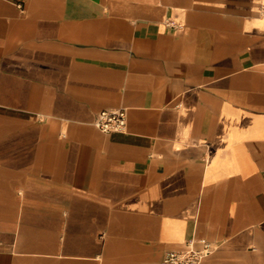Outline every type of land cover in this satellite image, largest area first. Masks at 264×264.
I'll list each match as a JSON object with an SVG mask.
<instances>
[{"label": "crops", "instance_id": "obj_1", "mask_svg": "<svg viewBox=\"0 0 264 264\" xmlns=\"http://www.w3.org/2000/svg\"><path fill=\"white\" fill-rule=\"evenodd\" d=\"M191 237L264 264V0H0V264Z\"/></svg>", "mask_w": 264, "mask_h": 264}, {"label": "built area", "instance_id": "obj_2", "mask_svg": "<svg viewBox=\"0 0 264 264\" xmlns=\"http://www.w3.org/2000/svg\"><path fill=\"white\" fill-rule=\"evenodd\" d=\"M95 125L104 132L124 131L127 125V112L124 107L102 109ZM213 243L205 238H188L184 247L167 250L159 264H199L213 250Z\"/></svg>", "mask_w": 264, "mask_h": 264}]
</instances>
